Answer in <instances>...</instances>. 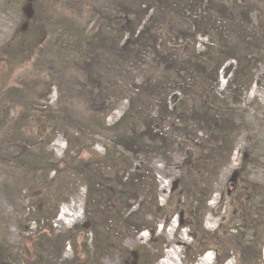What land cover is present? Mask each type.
Listing matches in <instances>:
<instances>
[{
    "label": "rangeland",
    "instance_id": "rangeland-1",
    "mask_svg": "<svg viewBox=\"0 0 264 264\" xmlns=\"http://www.w3.org/2000/svg\"><path fill=\"white\" fill-rule=\"evenodd\" d=\"M213 2L225 5L241 26L239 29L254 33L257 38L249 41L228 36L227 42L235 49L228 58L220 53L222 41L210 35H176L158 40V51L164 56H185L195 47L204 61L221 66L218 85L214 84L209 99V115L201 109L204 100L200 104L189 102L184 109L189 122L200 128L199 139H216L224 121L237 129L230 164L221 170L203 219L204 230L214 238L212 244L197 242L193 230L181 228L182 219L187 222L188 214L199 216L189 191L190 180L185 179L181 186V199L171 201L174 183L180 178L181 146L175 144L171 153L163 157L151 152L153 143L146 141L144 152L130 153L118 147L146 185L138 205L126 213L124 220H128L113 223L106 233L107 244L98 248L94 236L87 234V191L79 177H58L47 170L32 176L7 161L32 146L50 163L78 155L87 159L90 153L106 154V148L113 143L98 134L89 119L101 111L105 113L106 127L116 126L129 109V97L138 93L148 97L147 85L164 68H157L160 62L153 52L142 59L134 57L120 63L122 46L130 35L119 37L116 33L125 18L135 21L137 32H141L154 12L146 0H0V264H160L170 251L178 252L179 264H196L207 254L212 255L213 264H218L216 249L229 257L226 264H239L233 246H253L254 251L256 241V252L264 264V229L260 228L261 224L264 226V0ZM243 12L248 14L245 19ZM71 17L87 33L100 21L111 26L108 30L116 41L112 51L96 43L83 46V54L76 55L86 75L102 80L100 104L88 100V93L81 86L84 79L65 65L70 54H74V45L69 40L65 42L61 35L64 30L74 32H70ZM179 24V28L188 30L191 22L182 19ZM222 25L228 30V22L219 24ZM241 63L250 64V69L236 79ZM174 98L178 105L184 101L183 95L172 94L168 98L171 107ZM28 112L43 115L44 125L22 129V115ZM146 116L150 121L155 119V108L150 106ZM18 120L21 127L12 129ZM167 122L173 119L170 117ZM131 127L126 124L110 135L131 136ZM70 145L77 147L70 150ZM241 188H248L245 194L251 201L252 216L260 219L259 226L233 200L235 191ZM155 198L160 208L166 207L162 212L158 211ZM170 203L172 207L168 208ZM42 205L49 214L40 212ZM176 210L180 211L178 216L172 214ZM66 212L75 214L77 219L65 218L68 224L62 225L58 220ZM137 226L150 230L139 232Z\"/></svg>",
    "mask_w": 264,
    "mask_h": 264
},
{
    "label": "trees",
    "instance_id": "trees-1",
    "mask_svg": "<svg viewBox=\"0 0 264 264\" xmlns=\"http://www.w3.org/2000/svg\"><path fill=\"white\" fill-rule=\"evenodd\" d=\"M146 1L149 2V7L154 13L149 17L142 31L137 32L139 26H136L135 21L131 22L128 18H125L123 26L116 33L119 37L125 33L130 35L129 40L122 46L119 57L120 63L124 64L127 60L131 61L134 57L135 59H142L146 54L153 52L159 58L160 64L157 68L159 69L160 65L164 68L159 71L158 78L147 85L148 97L143 96L141 93H138L135 97H129V109L116 126L108 129L105 124V113L101 111L96 112V115L91 120L89 119L88 123L96 126L98 134L112 142L113 146L106 148L104 156L90 153L87 159H81L78 155L73 159L68 158L58 163H50L44 160L36 150V147L32 146L31 148L26 147L19 156L8 159L7 163L21 168L32 176L47 170L55 172L58 177L62 174H73L79 177L87 191V234L90 233L94 236L99 248V245L105 246L107 244L106 233L109 232L113 223L126 222L128 220H124L126 213L135 205H138L146 185L142 180L143 176L137 175L138 169L133 168L129 157L120 153L118 147H122L125 152L130 153L144 152L147 147L146 141H151L153 143L151 148L149 147L151 152L165 157L171 153L170 149L172 146L179 144L183 160L179 168L180 178L174 183L172 189L171 201L176 198L181 199V186L185 179L190 180L191 190L189 191L191 196L195 198L198 206L196 212L199 213V216L195 217L194 212L188 214V221L183 222V218L181 228L193 230V238L197 242L211 245L214 238L204 230L203 219L208 209V202L214 194V185L219 178L221 170L230 164L234 149L233 145L237 137V129L232 123L224 121V124L219 126L216 139H209L208 137L206 140L199 139L197 136L200 133V128L194 127L195 125L189 122L188 115L184 112V109H186L189 102L200 104V101L204 100L200 104L201 109L209 115L211 112L209 99L211 92L215 89L214 84L218 85V75L221 71V66L214 67L204 61L201 55L196 54L195 47L188 50L185 56L179 53H170L164 56L158 51L160 46L158 45V40L176 35H178L176 38H194L196 35V37L198 35H210L222 41L219 48L221 49L220 53L228 58L230 54L235 52V49L227 42L228 36L239 37L243 40L249 39V41L257 37L254 33L241 31L239 29L241 26L236 24L232 11L223 4L214 3L213 0ZM204 6L206 7L205 9H203ZM188 14L191 15L189 16ZM241 15L244 19L248 16L246 12ZM182 19L191 22L188 30L179 28V21ZM69 20V24L72 27L70 32H74L66 33L67 31L64 30V36L61 35V37L64 38L65 42L68 40L72 42L74 54H70V59L65 58L67 59L65 65L67 68L72 69L78 78L84 79L81 86L86 89L88 100L95 105L100 104L102 80L100 78L93 79L90 74L86 75V72L80 67L76 55L78 53L80 55L83 54V46L88 47L96 43H101L104 49L112 51L114 49L111 47L112 43L116 41L111 37V33L108 30L111 26L100 21L87 33L80 27L76 18L71 17ZM223 22H228V30L223 29V25L219 26ZM262 38H264V35ZM249 63L251 62L249 61ZM249 69L250 64L243 66L241 63L235 75L236 79L248 74ZM170 71H172L174 76L170 74ZM172 94L183 95L184 101L178 105L176 102L178 101L177 98H174V107L169 106L171 102H168V98ZM150 106L155 108L156 115V118L151 121L149 120L150 117L146 116ZM170 117L173 119L171 123L167 122ZM44 118L43 115H34L29 112L23 113L22 129L24 127L31 128V126H36L39 129L44 125ZM207 122H209L208 118ZM19 123V120L14 122L12 129L21 127ZM153 123L154 125L151 127ZM126 124H131L132 126L131 136L114 138L110 135L113 130L119 129ZM142 127H144V131L141 130ZM76 147V145H70V150ZM247 189L241 188L239 191H235L233 200H237V206L240 211L259 226L261 223L260 219L255 220L254 216H252L251 201L248 199V195L245 194ZM231 190L234 191V189ZM155 202L158 211L162 212L166 208L165 206L160 208L156 198ZM167 207L171 208V203ZM40 212L48 213L49 211L45 208V205H42L40 206ZM50 213L52 214V212ZM179 213L180 211L178 210L172 212L173 215L177 216ZM136 228L139 232L150 230V228L145 226H137ZM260 228L264 229L263 224L260 225ZM257 243V241L254 243V251L252 250L253 246L245 247L242 245L239 248L236 245L233 246L236 254L238 253L239 255V264H261L260 254L256 252ZM162 251L163 248H161V254ZM1 252L3 253L4 251ZM215 253L218 264H226L229 260V257L223 254L224 252L220 249H216Z\"/></svg>",
    "mask_w": 264,
    "mask_h": 264
},
{
    "label": "bare ground",
    "instance_id": "bare-ground-1",
    "mask_svg": "<svg viewBox=\"0 0 264 264\" xmlns=\"http://www.w3.org/2000/svg\"><path fill=\"white\" fill-rule=\"evenodd\" d=\"M72 208H74V206H72ZM71 211V210H70ZM73 211H71L72 213ZM73 219L76 220L77 217L75 214H70L68 212L63 213L62 217L59 218L58 222L61 223L62 225H67L68 223H66V219ZM213 257L211 254H207L205 256H203L196 264H213ZM160 264H179V260H178V252H169L165 259H163L161 261ZM227 264H232L231 262L227 263Z\"/></svg>",
    "mask_w": 264,
    "mask_h": 264
},
{
    "label": "built area",
    "instance_id": "built-area-1",
    "mask_svg": "<svg viewBox=\"0 0 264 264\" xmlns=\"http://www.w3.org/2000/svg\"><path fill=\"white\" fill-rule=\"evenodd\" d=\"M262 259H263V261H264V252H263V258H262Z\"/></svg>",
    "mask_w": 264,
    "mask_h": 264
}]
</instances>
